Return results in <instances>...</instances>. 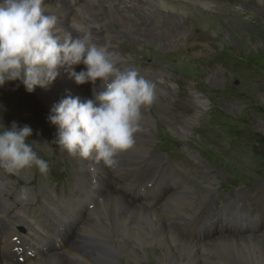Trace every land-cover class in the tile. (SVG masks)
Masks as SVG:
<instances>
[{
  "label": "rangeland",
  "instance_id": "obj_1",
  "mask_svg": "<svg viewBox=\"0 0 264 264\" xmlns=\"http://www.w3.org/2000/svg\"><path fill=\"white\" fill-rule=\"evenodd\" d=\"M63 1V6L74 8L90 2ZM144 1L148 4L146 8H149L150 13L145 10L140 13L152 24H157V28H161L159 32L144 31L149 34L139 32L137 36H133L105 13L93 11L91 15L97 25L91 22V27L95 26L90 34L91 37H100V41L109 40L107 43L120 52L117 54L126 59L130 57V64L133 62L144 70L156 66L149 74L164 80L160 90L163 95L156 92L154 102L142 108L149 112L148 119L153 118L152 126L158 130V141L156 145L150 146L152 151L148 152L149 159L162 143L178 144L183 147L182 153L189 156L186 165H191L199 173L192 186L194 190L189 192V189L187 196L197 201L195 198L203 189H213L207 193L208 198L206 197L204 204L197 202L199 210L188 221L191 223L188 230L201 227L204 219L207 221L212 215L211 209L219 203L220 197L224 199L226 191L233 190L239 203L255 205L262 212L260 231L255 232V235H260L264 231L263 3L260 4L259 0H206L214 10L205 12L202 6L187 0ZM161 5L177 11H187L193 18L183 19L177 12L163 9ZM129 18L133 19V16ZM80 65H77L79 70H86ZM70 68H67L69 72L77 69L72 66ZM69 74V81H74ZM19 82L21 81H6L0 86V96L10 101L13 109L18 107L23 117L44 118L52 134L57 136L58 127L48 120L51 108L38 96L36 88V91L29 93L17 84ZM98 82L101 81L97 80L96 84ZM93 89V86L86 87L88 92L93 93ZM15 117L20 118L13 111L3 112L0 115V129ZM145 120L140 123V129L146 126ZM185 121L192 123L188 128L189 136L180 139L173 129ZM141 131L137 133L141 134ZM258 137L262 140V146L255 148L254 141ZM39 147L47 149L44 143H39ZM55 151L56 153L47 156L55 168L54 172L59 176L71 177V169L78 170L77 161L80 156L67 155L60 149ZM157 156L163 159L160 154ZM116 178L117 182L120 177ZM65 179L68 178H62ZM66 185L71 189V181L66 182ZM42 187L41 194L39 190ZM42 187L33 189L39 196L46 197L48 188L45 184ZM0 190L7 191L9 188L0 183ZM162 192L164 193L161 190V194ZM126 193L131 197L128 191ZM167 193L171 192L165 191ZM3 208L7 213L10 210L9 205L2 200L0 210ZM214 219L217 220L218 217ZM213 228L227 233L228 227L217 223L209 226L206 232ZM230 233L238 235L239 231L230 229ZM76 236L75 239L78 237ZM65 250L66 248L60 253Z\"/></svg>",
  "mask_w": 264,
  "mask_h": 264
},
{
  "label": "bare ground",
  "instance_id": "obj_2",
  "mask_svg": "<svg viewBox=\"0 0 264 264\" xmlns=\"http://www.w3.org/2000/svg\"><path fill=\"white\" fill-rule=\"evenodd\" d=\"M187 1L202 6V10L205 12L214 10L211 3L206 0ZM259 1L264 6V0ZM2 2L3 0H0V3ZM62 2L64 1L46 2V14L55 15L58 20L57 28L61 32L71 31L73 36L81 35L77 31L78 28L92 32L97 23L94 21L95 24L91 27V24L94 23V16L91 15L93 11L105 13L119 23L127 33L131 32L133 36L139 32L149 34L144 31L156 33L161 29L157 28V24H152L149 19H145L141 15L140 12L144 10L150 13L149 8H146L148 4L144 3V0H90V2L75 8L63 6ZM127 3H133V5L129 6ZM161 6L163 9L177 12L183 19L185 17L193 18L187 11H177L166 5ZM129 16H133V19ZM99 38L92 37V40L98 45H107L109 50L114 53L118 65L129 67L130 57L123 58L117 54V49H113V46L107 43L109 40L105 42L98 40ZM81 65L84 69L85 66ZM75 67L77 68L76 72L81 71L77 65H72V68ZM67 68L66 66L60 68V75L51 84L46 87H36L38 96L45 100L51 109L68 96L73 98L78 96L82 101L86 98H94L91 91V93L86 91V87L93 86L97 91L101 83L93 85L88 82L80 85L75 80L70 82V77L67 76L70 72ZM153 121L152 117L145 120L146 126L140 129L142 130L141 134H135L134 145L120 152L116 157V163L111 167L106 166L103 162L97 163L94 159L80 157L77 162L91 194V201H86L88 203L85 202V205L92 204V207L81 219L67 218V231L71 233L67 244L62 240L59 247L44 252L28 264H264V231L260 232V235H255V233L245 235L241 232L234 235L230 233L229 228L226 229L227 233L213 228L209 231L211 233L205 232L201 236L203 238H196L180 230L179 223H187L194 216L193 214H196L195 212L199 210L197 202L201 205L204 204L207 193L213 191L210 187H206L199 193V196L195 198L197 201L187 196L186 192L189 189L173 193L171 191L167 194L162 190L164 191L163 195L159 190L158 205L163 198L164 200L161 206H157L155 209H148L144 204L128 197L126 192L129 182L134 189L142 191V186L136 180V176L129 172L133 167L129 163L143 158L149 159L148 152L152 151L150 146L156 145V141H158V130L152 126ZM147 124L151 126H147ZM191 125L192 123L185 121L173 129L174 133L180 139L188 138V128ZM89 160L94 162L101 175L100 183L95 190L92 189V182H90L85 165V161ZM116 176L120 177L117 182ZM208 184L212 185L211 181H208ZM181 204H184L185 207ZM74 239L75 241L71 243L70 241ZM12 246L9 236L6 238L0 236V257H10L8 250ZM65 248L66 250L60 253ZM2 262L0 259V264Z\"/></svg>",
  "mask_w": 264,
  "mask_h": 264
},
{
  "label": "clouds",
  "instance_id": "obj_3",
  "mask_svg": "<svg viewBox=\"0 0 264 264\" xmlns=\"http://www.w3.org/2000/svg\"><path fill=\"white\" fill-rule=\"evenodd\" d=\"M45 0H3L0 3V86L19 80L31 93L46 87L65 66L83 64L86 70L71 71L77 84L99 79L94 98L68 96L51 109L48 120L58 127L55 143L69 154L94 159L106 166L131 148L140 131L141 109L155 99L156 85L134 68L118 66L107 45L93 42L90 32L81 35L57 28V17L46 14ZM32 128L18 127L0 132V168L16 173L35 166L46 173L49 164L27 143ZM19 199H27L22 190Z\"/></svg>",
  "mask_w": 264,
  "mask_h": 264
},
{
  "label": "trees",
  "instance_id": "obj_4",
  "mask_svg": "<svg viewBox=\"0 0 264 264\" xmlns=\"http://www.w3.org/2000/svg\"><path fill=\"white\" fill-rule=\"evenodd\" d=\"M259 146H262V140L260 139V137H258L257 139H255L254 141V147L258 148Z\"/></svg>",
  "mask_w": 264,
  "mask_h": 264
}]
</instances>
